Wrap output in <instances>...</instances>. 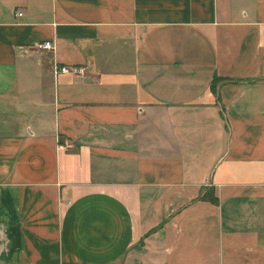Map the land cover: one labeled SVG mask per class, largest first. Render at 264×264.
Masks as SVG:
<instances>
[{
  "label": "crops",
  "instance_id": "0c3cea01",
  "mask_svg": "<svg viewBox=\"0 0 264 264\" xmlns=\"http://www.w3.org/2000/svg\"><path fill=\"white\" fill-rule=\"evenodd\" d=\"M0 264H264V0H0Z\"/></svg>",
  "mask_w": 264,
  "mask_h": 264
},
{
  "label": "built area",
  "instance_id": "2783aa9c",
  "mask_svg": "<svg viewBox=\"0 0 264 264\" xmlns=\"http://www.w3.org/2000/svg\"><path fill=\"white\" fill-rule=\"evenodd\" d=\"M16 15H21L22 11L16 10ZM37 47L43 50H52L54 48V42L52 39H44L37 43ZM55 72H73L79 76H83L85 73V66L78 64H55Z\"/></svg>",
  "mask_w": 264,
  "mask_h": 264
},
{
  "label": "trees",
  "instance_id": "16d2710c",
  "mask_svg": "<svg viewBox=\"0 0 264 264\" xmlns=\"http://www.w3.org/2000/svg\"><path fill=\"white\" fill-rule=\"evenodd\" d=\"M209 192H211V191H209ZM209 192H208V194H209ZM204 196H205V192L202 193V195L200 197H204ZM209 198L211 199V201H216V197H214L213 193L209 194Z\"/></svg>",
  "mask_w": 264,
  "mask_h": 264
}]
</instances>
